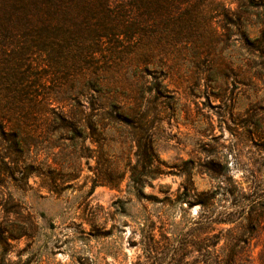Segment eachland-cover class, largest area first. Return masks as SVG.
Returning <instances> with one entry per match:
<instances>
[{
    "label": "rangeland",
    "instance_id": "1",
    "mask_svg": "<svg viewBox=\"0 0 264 264\" xmlns=\"http://www.w3.org/2000/svg\"><path fill=\"white\" fill-rule=\"evenodd\" d=\"M106 2L55 35L51 67L18 46L0 53L29 74L24 91L0 87V118L31 116L22 132L0 119V264H160L198 234L209 200L233 221L217 231L253 236L259 264L264 230L245 231L264 224V0H160L146 17L137 0ZM61 112L78 114L75 129ZM136 134L141 152L153 134L152 166Z\"/></svg>",
    "mask_w": 264,
    "mask_h": 264
},
{
    "label": "trees",
    "instance_id": "2",
    "mask_svg": "<svg viewBox=\"0 0 264 264\" xmlns=\"http://www.w3.org/2000/svg\"><path fill=\"white\" fill-rule=\"evenodd\" d=\"M151 1L137 0L136 5L138 11L140 10V13L145 17L149 15L148 11L151 7H156L160 11L162 10L160 0ZM98 7L105 12H109L110 10V5L106 0L97 6L89 3L87 0H0V53L3 55L9 47L18 46L24 52L42 55L47 65L51 67L52 62L55 60V35L57 33L66 34L69 31L68 24L72 22L73 16H78L82 11L91 13ZM133 26L134 28L130 31L132 33L131 36L135 37L139 33V28L137 24ZM110 31L107 24L100 28L94 26L90 30L94 34V42H99L103 38L110 37ZM127 31L129 30L120 32V35H126ZM19 53L17 55L24 59L26 54ZM26 63V60H22L18 63L10 64V66L7 65L6 69L5 66L3 67L0 64V87L5 88L8 92L12 88H18L19 91H24L27 88L25 83L29 81V74L25 76V70L22 69ZM36 79L39 80L37 77ZM1 102L2 99H0V104ZM106 103L107 101L103 104L106 105ZM44 109L43 113L47 116L49 111H46V108ZM104 112V114H96L94 116L100 117L101 119L103 116L108 115V117L114 120H119L123 116V112H117V114H115L116 111ZM77 115L65 112L56 114L61 124L65 127H74V129L75 125L80 121ZM0 119L9 121L11 128H18V131L22 132L24 131V126L22 125L30 121L31 116L27 113L23 116L22 120H14V114H8V116H1ZM48 121H51V117H48ZM20 122H22V125H20ZM148 129L150 128L145 129L147 134ZM134 137L138 144L137 155L147 157L149 166H152L156 158L153 134H150L149 144L142 152L143 136L140 137L136 134ZM157 174L156 172H152L146 178L155 179L158 176ZM131 181L134 184L135 190L139 194H143L145 182L142 175H133ZM210 205V200L209 202H202L201 215L194 222V225L198 227V234L189 240L185 237L169 243L167 247L169 249L166 255L167 258L165 262L160 264H252L251 242L253 241V236L246 238H242V236H228L231 231L225 228L217 231L215 226L230 224L233 221L228 216H224L225 214L218 215L220 217L215 216L214 211L207 210ZM250 222L251 229L245 232L250 234L259 231V229L264 230V224L260 222V215L255 219L252 217ZM192 252H194V261L190 263L188 261V254ZM258 263L264 264V243L262 244Z\"/></svg>",
    "mask_w": 264,
    "mask_h": 264
}]
</instances>
